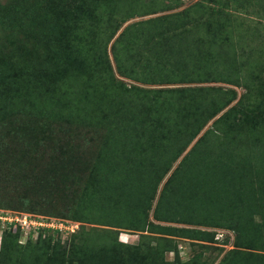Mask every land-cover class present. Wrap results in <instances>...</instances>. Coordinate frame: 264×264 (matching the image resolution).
<instances>
[{
  "label": "trees",
  "instance_id": "obj_1",
  "mask_svg": "<svg viewBox=\"0 0 264 264\" xmlns=\"http://www.w3.org/2000/svg\"><path fill=\"white\" fill-rule=\"evenodd\" d=\"M139 1L44 0L37 9L29 8L28 0L0 3V31L9 33L12 45L13 34L32 39L36 48L30 52L41 53L44 60L39 67L27 63L21 72L15 67L17 61H3L0 70V209L53 216L47 199L61 185H73L82 191L81 204L90 203L94 212L61 214L82 224L72 236L84 235L85 243L74 244L75 250H83L99 238L104 239L100 248L106 250H131L140 245L120 242L117 232L87 228L88 224L161 234L157 239L170 241L159 249L161 255L165 251L178 253L174 236L213 242L216 234L203 227L223 228L235 233V248L225 252L217 264H264V115L253 112L259 111V102L247 113L236 107L224 111L237 100V88H251L242 75L247 41L242 35V51L238 52L234 35L218 22L223 18L217 19L222 14L219 9L202 17L207 7L203 0L181 12L134 22V31L129 32L131 25L123 26L131 11L165 13L181 3L159 0L142 5ZM258 4L264 10V0ZM122 27L111 45L119 76L143 84L224 82L232 87L144 88L128 84L116 77L108 56V45ZM184 34L187 45L178 42ZM225 49L232 52L231 63H208L207 55L212 52L218 58L219 52L222 58ZM89 73L92 78L81 88L77 77L85 78ZM95 74L100 78L98 85ZM61 81L67 91L58 90L57 97L51 99L49 92L59 89ZM52 100L65 103L67 108L56 112L51 108ZM241 100L242 96L238 103ZM81 105L83 110L91 107L81 116L93 126L96 123L90 133L73 128L67 137H56L60 134L58 121L74 117L73 111H81ZM212 120V127L199 136ZM15 123L29 127L28 134L18 138ZM32 131L39 132L37 139L31 137ZM56 139H65V147L75 146L79 153L62 149L64 153L57 154L53 144L46 146L58 142ZM27 141L33 148L22 155L18 149L21 144H17ZM259 151L262 159L257 158ZM75 157L89 167L88 174L66 173L60 167ZM230 195L238 202V214L248 217L238 223L245 226L232 228L230 224L237 222L225 219L223 206L216 207L222 199L225 205ZM22 235L21 228L13 226L0 234V255L9 264H42L38 259L43 255L33 259V251L56 249L61 242L60 236L51 232L25 243L20 242ZM85 254L97 257L93 251L82 252L75 257L76 264H88ZM156 264L170 263L162 260Z\"/></svg>",
  "mask_w": 264,
  "mask_h": 264
},
{
  "label": "rangeland",
  "instance_id": "obj_2",
  "mask_svg": "<svg viewBox=\"0 0 264 264\" xmlns=\"http://www.w3.org/2000/svg\"><path fill=\"white\" fill-rule=\"evenodd\" d=\"M17 0H0V3H15ZM151 1H159V0H140V4L144 5L145 3H151ZM165 1V0H163ZM167 1V0H166ZM181 3L179 4V7H176L173 10L167 11L165 13H158V14H150V11H143L141 9L133 10L131 11L130 15L128 16V21L124 24L123 27L127 25H131L127 30L129 32H133L135 26L132 25L134 22L142 21V20H147L149 18H154L156 16H159L161 14H167V13H174V12H181L194 2L198 0H179ZM204 2H207V7L205 9V13L202 17L204 16H209L210 11H214L216 9H219L221 11V15L217 16V19H220L225 26V29L227 32H231L234 35L235 41H236V46L238 52H241V48L239 46V43H241L242 40V35L243 38L247 41V46L244 48L245 50L248 51V53H245V61H244V66L242 68V75H243V80H249L251 88L247 90L245 87H240L237 88L238 90V98L235 100L233 103H231L224 111L228 110L229 108L236 107L237 109H240V111L244 113H247L250 108H253L256 106V102H259L258 107L259 111L253 110L255 115L261 116L264 115V10L261 8L260 4H258L259 0H222L228 5L222 4L221 0H203ZM48 2V0H46ZM176 0H173V3H175ZM29 8L31 9H37L38 6H42L44 4V0H28ZM145 7V6H144ZM148 7V6H147ZM149 14V15H148ZM211 16V15H210ZM143 24V23H142ZM139 25V24H138ZM123 27L121 30L117 33V35L114 37V39L110 42L108 45V56L111 60L112 67L114 70V73L117 78L124 79L128 84H136L144 88H163V87H178V86H209V85H214V86H223L225 88L232 87L229 84H226L224 82H209V83H182V84H143L140 82H135L130 79H126L124 77H121L116 73L115 69V62L113 60V55H112V50H111V45L113 41L116 39L118 34L121 33ZM145 30V29H144ZM229 30V31H228ZM8 32L6 31H0V70L4 68L3 61H6L8 64L12 63L14 61H17L15 67L20 69L19 72L23 70V68L26 67L27 63L32 65V66H40L44 60L41 59V53H36V52H30L32 49L36 48L34 45V42L32 39H29L25 36L21 35H14L12 37L14 44L12 45L11 42L9 41V38L7 39ZM107 34V33H106ZM167 39V37H165ZM164 40V38H162ZM178 42L182 45H187L188 44V39L187 36L184 34L181 37H178ZM202 42V41H201ZM182 45H180L182 47ZM208 45V44H207ZM205 48V47H204ZM226 50V49H225ZM38 51L43 52L38 49ZM227 51V50H226ZM227 52L229 54H227ZM222 51L221 53H224L222 58H220L219 52L217 53L218 58L216 56H213V53L211 52L209 55L206 56V60L208 63H221L224 65H227L231 63V51ZM32 54L31 56H29ZM241 55V53H239ZM204 58V56H203ZM23 64L25 66H23ZM10 68V67H8ZM217 69L220 70L219 67L216 66ZM224 69L221 67V70ZM89 72V71H88ZM94 74V73H93ZM1 76V75H0ZM92 73L85 74L84 77H77L78 83H80L81 88L85 86V84L88 82V79L92 78ZM94 79L96 81L95 84L98 85L100 78L99 75L95 74ZM72 81V76L69 82ZM74 81V80H73ZM74 81V83H76ZM64 82L61 81L58 82V85H60L59 89L57 88L56 90H52L51 93L49 92V95L52 98H56L58 95V90L60 93H64L67 91V86L63 84ZM75 89V88H73ZM74 93V92H73ZM242 96L241 102L238 103V100ZM71 95L68 96L70 100ZM263 101V102H262ZM51 108H53L56 112H60L59 110H63L67 108L66 104L63 103L62 105H59V102L51 101ZM70 103V107L72 108L73 104L72 102ZM253 105V107H252ZM82 107V105H81ZM91 109L89 107L86 110H83V107L81 111H73L75 113L74 117H66L64 120H59L57 123V128L60 132V134H57L56 137H61L65 138L67 137V133L70 130H73V128H76V132L82 128L88 132L91 128H93L96 123L93 122L90 123V121H87L82 119L81 116L86 115L87 110ZM254 109V108H253ZM71 111V110H70ZM224 111H222L219 115H221ZM237 112V111H236ZM218 115V116H219ZM240 115V114H238ZM217 116V117H218ZM13 119V117H11ZM214 120V119H213ZM213 120L209 122V124L205 127V129L200 133L199 136L203 134V132L212 127ZM82 125L79 127V124ZM19 124V122H18ZM86 124V125H85ZM17 126V123L14 124ZM30 131L29 127H21V125L17 126V132L14 133L18 138L23 135H27L28 132ZM32 134V135H31ZM30 135L32 138H36L39 135V132H30ZM198 136V137H199ZM198 137L191 143V145L188 147V149L184 152V154L180 157V159L174 164L172 170L168 173L164 181L161 183L160 188L163 186V184L167 181V179L170 177V175L173 173L175 168L179 165L180 160L182 157L188 152V150L193 146V144L197 141ZM58 142H53V143H46V146H49V144H53L54 147L57 150V154H60V151L64 149L65 153H68V150H72L75 153H79L77 148L74 146L72 149L70 147H65V139H56ZM31 141V140H30ZM30 141H27L23 143L17 144L18 146L21 144V146L18 148L21 151V154L23 155L24 152H30L31 148H33V145L30 143ZM63 152V153H64ZM258 159H262V155L260 151L258 152L257 155ZM259 161V160H258ZM63 170L66 171V173H76L77 175L80 174H88L89 173V167L87 168V165L82 161V159H79L78 157H75L73 160L70 161V163H62L60 166ZM209 187V185H208ZM207 187V188H208ZM57 192L53 197L47 199L46 205L48 206L49 211H52L53 214L55 215L54 217H59V218H65L68 216H64L61 214H82V215H90L94 214L92 208L90 207L91 204L89 203H82L81 204V198L83 196L82 191L79 190L78 188L74 187L73 185H68L67 187L64 185H61L60 190H56ZM22 192V191H21ZM20 192V193H21ZM160 189L158 190L157 196H159ZM208 193V192H207ZM20 194V197H22ZM226 203L225 205H222V203L219 206L216 207H222L223 206V211L224 215L226 216V220H233L237 224H230L233 225L232 228L238 226H245V224H238L243 222L244 220L248 219V217H243L238 214V208H237V203L236 201L233 200V198L230 195V198H225ZM42 203V202H41ZM242 211L240 212V214ZM233 214V215H232ZM70 219V218H67ZM151 220L152 217H150ZM258 220H260V217H257ZM72 220V219H71ZM223 220V219H222ZM252 224V223H250ZM247 224V227H250L251 231L253 232L254 230L252 229L253 227ZM81 222L79 228L76 230L78 232L81 229ZM162 225H169V226H188V225H179V224H173V223H167V224H162ZM224 225H229V224H224ZM92 226V227H91ZM96 226V228H108L110 230H113L114 232H117L118 235V240L120 242H125L127 244H138L140 242L139 247L137 248H131V250L123 249L120 251H113L111 249L106 250L102 247L101 244L104 242L103 238H99V235L97 238L100 239V241H96L95 244H92L90 241V246H87V248L82 249H77L75 250L73 248V245H83L85 243V240H82L84 235H77V238H74V236L67 235L65 237H60L61 242L58 248L54 249V247H50L48 249L46 248H37L35 251H33V256L35 259L39 254L43 255V258H39L38 261H41L42 264H76V259L75 258L79 253L82 252H90L93 251L97 257L94 258V256H86V263L92 264L93 262H98V263H104V264H132V259H133V264H156L158 262H162V260H165L166 263H173V264H196L197 262L199 264H217L228 250L235 248L234 247V236L235 233H233L230 230H226L223 228H208V227H203L205 230H209L214 232L215 235V240L213 242H201V241H192L189 239L185 238H179V237H172L174 241L178 243V253H175L174 251H165L163 255L160 254L159 249L163 248L162 246L166 245L164 243H168L170 245V241L164 242L159 239L158 237L161 236V234L146 231V232H141L133 229H118L116 227H108V226H103V225H92L88 224L87 228H93ZM192 226H197L200 227L199 225H192ZM95 228V227H94ZM104 233V232H103ZM116 234V233H115ZM141 234H146L140 237ZM106 236V234L104 233ZM116 236V235H115ZM145 236V237H144ZM166 236V235H162ZM22 239H26L25 237H22ZM140 240V241H139ZM206 244V245H205ZM128 251L130 253L124 252ZM32 252V251H31ZM29 253L30 256L32 253ZM56 252V253H55ZM17 253V252H15ZM119 256V258H117ZM17 257V254L15 255ZM130 257V258H129ZM15 259V258H14ZM33 259L31 261H33ZM80 260V259H79ZM4 262L5 264H9L7 261V258L3 257L0 255V262ZM16 261V260H15ZM17 262H20V258L18 257ZM136 262V263H135ZM23 263V262H21ZM17 264V263H16ZM24 264V263H23Z\"/></svg>",
  "mask_w": 264,
  "mask_h": 264
},
{
  "label": "built area",
  "instance_id": "obj_3",
  "mask_svg": "<svg viewBox=\"0 0 264 264\" xmlns=\"http://www.w3.org/2000/svg\"><path fill=\"white\" fill-rule=\"evenodd\" d=\"M20 227L26 239L20 240L25 243L28 239L37 240L40 233L45 237L49 232L65 237L76 232L80 222L54 216L31 214L14 210L0 209V234L9 227ZM1 242V236H0Z\"/></svg>",
  "mask_w": 264,
  "mask_h": 264
}]
</instances>
